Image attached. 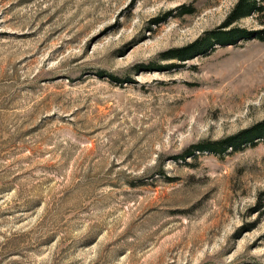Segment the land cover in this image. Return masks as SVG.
Instances as JSON below:
<instances>
[{
    "label": "rangeland",
    "instance_id": "obj_1",
    "mask_svg": "<svg viewBox=\"0 0 264 264\" xmlns=\"http://www.w3.org/2000/svg\"><path fill=\"white\" fill-rule=\"evenodd\" d=\"M236 1L0 0V264H264V137L179 159L264 120V39L161 57Z\"/></svg>",
    "mask_w": 264,
    "mask_h": 264
},
{
    "label": "trees",
    "instance_id": "obj_2",
    "mask_svg": "<svg viewBox=\"0 0 264 264\" xmlns=\"http://www.w3.org/2000/svg\"><path fill=\"white\" fill-rule=\"evenodd\" d=\"M264 10L263 0H237L234 6L229 11L222 26L215 31L208 33L197 41L178 48L172 49L162 54L161 57L170 58L179 62H185L192 59L196 55L203 53L212 43L220 45H229L235 43L237 40L246 38H258L264 39V30L249 32L238 27H232L243 18L249 17L254 14L262 15ZM156 21V20H155ZM100 77H106L109 80L122 84L117 76L104 74L103 72L98 74ZM264 137V120L256 123L255 125L241 130L240 132L216 141H205L195 144L185 151L179 159H185L188 156L194 155L195 152H211L216 154H223L228 149L238 150L246 144H253L256 140Z\"/></svg>",
    "mask_w": 264,
    "mask_h": 264
}]
</instances>
